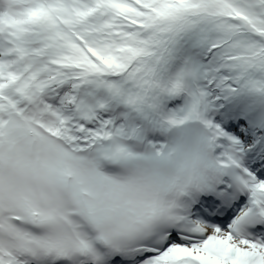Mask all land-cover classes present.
<instances>
[{"label":"snow or ice","instance_id":"1","mask_svg":"<svg viewBox=\"0 0 264 264\" xmlns=\"http://www.w3.org/2000/svg\"><path fill=\"white\" fill-rule=\"evenodd\" d=\"M0 264H264V0H0Z\"/></svg>","mask_w":264,"mask_h":264}]
</instances>
